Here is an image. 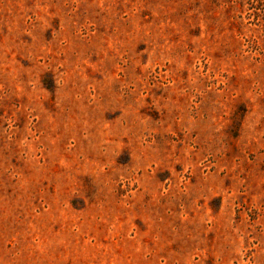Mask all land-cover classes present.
<instances>
[{"label": "rangeland", "instance_id": "obj_1", "mask_svg": "<svg viewBox=\"0 0 264 264\" xmlns=\"http://www.w3.org/2000/svg\"><path fill=\"white\" fill-rule=\"evenodd\" d=\"M0 264H264V0H0Z\"/></svg>", "mask_w": 264, "mask_h": 264}]
</instances>
